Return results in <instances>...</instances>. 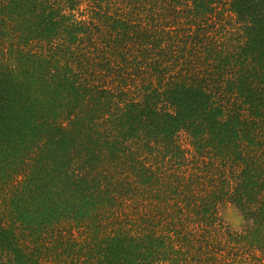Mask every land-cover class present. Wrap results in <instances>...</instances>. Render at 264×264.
Returning a JSON list of instances; mask_svg holds the SVG:
<instances>
[{
    "label": "trees",
    "instance_id": "obj_1",
    "mask_svg": "<svg viewBox=\"0 0 264 264\" xmlns=\"http://www.w3.org/2000/svg\"><path fill=\"white\" fill-rule=\"evenodd\" d=\"M0 264H264V0H0Z\"/></svg>",
    "mask_w": 264,
    "mask_h": 264
},
{
    "label": "rangeland",
    "instance_id": "obj_2",
    "mask_svg": "<svg viewBox=\"0 0 264 264\" xmlns=\"http://www.w3.org/2000/svg\"><path fill=\"white\" fill-rule=\"evenodd\" d=\"M223 213L227 223L234 229H241L246 223L243 215L235 206L228 205Z\"/></svg>",
    "mask_w": 264,
    "mask_h": 264
}]
</instances>
